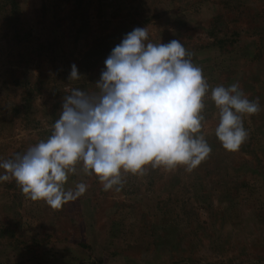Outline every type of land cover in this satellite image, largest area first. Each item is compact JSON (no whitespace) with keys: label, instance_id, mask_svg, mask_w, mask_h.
Returning <instances> with one entry per match:
<instances>
[{"label":"rangeland","instance_id":"1","mask_svg":"<svg viewBox=\"0 0 264 264\" xmlns=\"http://www.w3.org/2000/svg\"><path fill=\"white\" fill-rule=\"evenodd\" d=\"M14 1L11 20L0 0V161L46 140L63 97L96 91L104 61L137 27L193 54L210 86L202 134L212 151L190 173L128 174L120 191L78 166L65 187L87 190L59 210L0 182V264H264V0ZM218 37L231 44L218 49ZM72 64L79 80L68 79ZM234 83L260 111L243 117L248 137L229 151L210 96Z\"/></svg>","mask_w":264,"mask_h":264},{"label":"clouds","instance_id":"2","mask_svg":"<svg viewBox=\"0 0 264 264\" xmlns=\"http://www.w3.org/2000/svg\"><path fill=\"white\" fill-rule=\"evenodd\" d=\"M148 37L146 27L125 34L104 61L96 91L71 89L50 136L0 161V182L15 180L26 198L59 210L87 190L84 182L65 187L78 166L104 191H120L128 174L144 176L148 167L190 173L205 160L212 151L202 134L210 86L180 41ZM80 77L72 64L69 81ZM210 99L216 137L224 149L239 150L248 137L243 117L260 111L259 98L249 100L234 83L212 88Z\"/></svg>","mask_w":264,"mask_h":264},{"label":"trees","instance_id":"3","mask_svg":"<svg viewBox=\"0 0 264 264\" xmlns=\"http://www.w3.org/2000/svg\"><path fill=\"white\" fill-rule=\"evenodd\" d=\"M1 6L4 7V2H8V9H7V12H8V15L10 16L11 20L13 19V17L15 16V9H16V3L14 0H1ZM3 3V4H2ZM1 8V7H0ZM1 11L2 12H5L4 8H1ZM2 18H4L2 16ZM213 30H210V32H212ZM231 40V39H230ZM228 38L226 37H218V38H215V40L213 41V44L218 48V49H223L225 47L226 44H231V41H230ZM28 105V100L26 99V107ZM51 132H49V134L47 135L46 139L50 136Z\"/></svg>","mask_w":264,"mask_h":264}]
</instances>
